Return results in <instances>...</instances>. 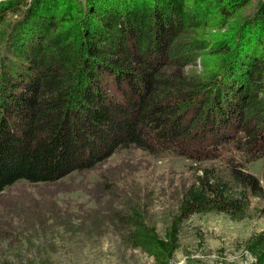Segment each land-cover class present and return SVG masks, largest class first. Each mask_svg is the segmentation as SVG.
I'll return each mask as SVG.
<instances>
[{
  "label": "trees",
  "instance_id": "trees-1",
  "mask_svg": "<svg viewBox=\"0 0 264 264\" xmlns=\"http://www.w3.org/2000/svg\"><path fill=\"white\" fill-rule=\"evenodd\" d=\"M148 1L16 2L0 67V191L20 179L53 182L130 146L195 162L222 158V168L194 173L162 234L133 208L106 220L123 223L124 239L154 264H168L182 219L207 211L240 218L250 196L264 193L246 168L262 159L264 180V0L210 71L181 76L165 67L188 63L192 48L175 40L185 15L169 0ZM248 1L212 7L229 16ZM13 6L0 3V25ZM55 21L62 26L45 36ZM243 246L248 264H264V228Z\"/></svg>",
  "mask_w": 264,
  "mask_h": 264
},
{
  "label": "rangeland",
  "instance_id": "rangeland-1",
  "mask_svg": "<svg viewBox=\"0 0 264 264\" xmlns=\"http://www.w3.org/2000/svg\"><path fill=\"white\" fill-rule=\"evenodd\" d=\"M17 1L0 0L14 4L0 25V67L8 54L3 35L18 16ZM169 2L186 18L175 40L192 48L186 55L187 64L165 67L181 76L210 71L223 42L231 40L236 25L260 0H249L229 16L216 13L212 0ZM190 15L194 16L189 21ZM59 26L55 21L45 36ZM261 161L252 160L246 168L264 187ZM208 164L222 168L224 162L222 158L195 162L168 152L152 155L130 146L53 182L17 180L0 191V264H154L150 255L124 239L123 223L106 220L113 211L127 214L133 208L162 234L176 213L183 189L199 167ZM263 228L264 193L250 196L240 218L215 211L192 213L179 222L178 245L168 264H248L252 257L244 240Z\"/></svg>",
  "mask_w": 264,
  "mask_h": 264
}]
</instances>
